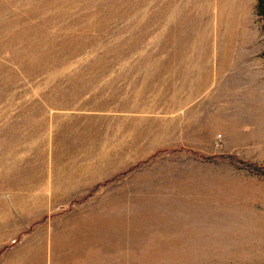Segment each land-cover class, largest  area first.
<instances>
[{"label":"rangeland","instance_id":"rangeland-1","mask_svg":"<svg viewBox=\"0 0 264 264\" xmlns=\"http://www.w3.org/2000/svg\"><path fill=\"white\" fill-rule=\"evenodd\" d=\"M257 1L243 0L232 17L224 0H0V251L43 215L83 228L78 217L99 218L93 192L49 197L51 187L69 194L76 183L65 182L66 173L98 157L125 161L122 175L145 169L154 177L136 187L123 182L126 211L151 213L167 202L159 227L170 232L158 243L95 237L94 264L98 256L102 264H264V169L257 168L264 166V0ZM195 16L207 36H239L245 54L204 72L237 81V98L214 101L223 112L167 119L164 134L159 121L149 128L155 112H139L131 115L146 119L91 120L97 127L86 135L87 115L106 114L91 111L103 91L148 100L155 75L158 88L171 80L165 67L150 65L181 64L168 53L179 17ZM174 74L177 82L181 73ZM150 140L158 148L141 151Z\"/></svg>","mask_w":264,"mask_h":264},{"label":"crops","instance_id":"crops-1","mask_svg":"<svg viewBox=\"0 0 264 264\" xmlns=\"http://www.w3.org/2000/svg\"><path fill=\"white\" fill-rule=\"evenodd\" d=\"M242 3L243 0H224L222 6L229 8V14L233 17L237 15L234 10L238 9ZM179 20L180 26L175 27V51L168 54L182 56L181 64L150 65L165 67L163 71L171 73L169 75L171 80H167L166 84L158 88L157 83H162L163 80H160L158 75H153L157 79L156 84L151 87L148 100L142 98L140 92L135 93L129 90L125 93L126 91L122 92L120 89L119 91H103L102 101L100 99L95 102L91 111H101L106 114L87 115L89 121H84L83 125L86 135L87 132L91 133L95 126L97 127V124L91 120L142 121L146 119L139 115H131V113L139 112H155L149 119L151 120L148 123L149 128L159 121L160 126L164 127V130L161 129L164 134L165 129L172 122L167 119L186 121L190 119V114L195 112L199 114L223 112L225 105L214 101L226 95L229 101L225 104L228 106L233 96H235L234 99L237 98L238 90H235L239 86L237 81L206 79L204 72L211 69L212 63L219 70L222 66L235 63L233 57L245 54V49L237 47L236 41L239 36L232 33L224 35L219 33L217 37L207 36L205 28L200 25L201 19L198 16L179 17ZM176 24L179 23L176 22ZM208 57H215V61H211ZM132 66L136 65H130ZM175 72L181 73L177 82H174ZM130 88L133 87L130 86ZM113 94L118 95L119 99H108V96ZM106 96L107 99L103 100ZM194 99L198 100L197 105ZM157 144V140H150L149 144L140 150L153 152L158 148ZM93 158L76 164L66 173L65 182L75 181L76 183L69 194L55 195L59 187H51L49 197L82 200L93 192V197L100 198V204L95 205L97 207L91 213L95 211L98 214L101 210L100 215L98 214L99 218L89 213L81 220L78 217L79 221L82 222L84 219L86 221L87 227L83 228L80 224L63 222L62 216L50 218L43 215L45 219L35 221L36 223L31 225L30 230L22 234L17 242L11 243L0 252V264H94V251L88 243H94L95 237L98 243H158L163 236L161 233L170 232L159 227L167 220L166 213L161 210V208L166 209L167 202H159L158 205L161 207L157 206V211L151 213L126 211V199L131 196L126 195L127 186L123 182L130 178L131 185L136 187L142 181L153 180L154 177L146 175L147 170L142 169L129 175H122L120 173L129 167L125 161L117 159L110 162L108 159L103 161L98 157ZM98 188H101L100 196H96ZM97 263L102 264L100 256Z\"/></svg>","mask_w":264,"mask_h":264},{"label":"trees","instance_id":"trees-1","mask_svg":"<svg viewBox=\"0 0 264 264\" xmlns=\"http://www.w3.org/2000/svg\"><path fill=\"white\" fill-rule=\"evenodd\" d=\"M257 6H260V0L257 1ZM257 168H258L259 170H260V169H264V166H258ZM45 218H46V217H43L42 219H45ZM9 245H10V244L4 245V246L2 247V249H1V251H2L4 248L8 247ZM1 251H0V252H1Z\"/></svg>","mask_w":264,"mask_h":264}]
</instances>
